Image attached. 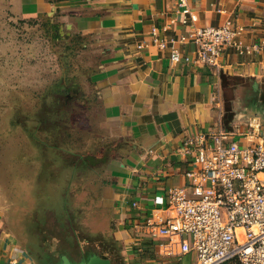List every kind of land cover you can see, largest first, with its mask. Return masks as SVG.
Here are the masks:
<instances>
[{
  "label": "crops",
  "instance_id": "0c3cea01",
  "mask_svg": "<svg viewBox=\"0 0 264 264\" xmlns=\"http://www.w3.org/2000/svg\"><path fill=\"white\" fill-rule=\"evenodd\" d=\"M0 3L17 17L50 16L87 36L98 54L91 84L102 128V157L90 165L82 161L78 165L58 163L54 172L49 169L52 176L43 181L58 183L64 209H68L65 200L70 173L100 167L93 194L86 193L87 200L74 205L85 212L102 209V234L90 237L86 244L92 242L94 254H102L112 264H176L178 256L159 246L166 237L148 236L141 224L146 216L164 214L168 186L184 183L190 159L181 147L187 134L221 127L235 131L233 136L245 141L248 137H242L241 132L247 123L258 121L264 126V0ZM226 20L241 28L238 39L243 45L257 44L258 48L240 52L227 45L217 66L170 59V38L182 53L192 57L195 44L186 38L188 33ZM151 27L157 28V36L168 40L165 47L153 41ZM47 160L44 165L40 161L33 165L32 178L37 182L26 195L34 204L37 183L42 181L39 171L51 164ZM90 196H94L91 204ZM18 198L6 191L0 180V264H36L7 221V209H24L18 206ZM192 259V254L181 256L185 262Z\"/></svg>",
  "mask_w": 264,
  "mask_h": 264
},
{
  "label": "rangeland",
  "instance_id": "374dc122",
  "mask_svg": "<svg viewBox=\"0 0 264 264\" xmlns=\"http://www.w3.org/2000/svg\"><path fill=\"white\" fill-rule=\"evenodd\" d=\"M97 59L87 36L45 14L17 17L0 3V180L24 208L7 209V221L36 264L46 245L62 249L77 236L90 246V237L102 234V209H74L79 200H87L86 193L93 194L100 167L72 174L68 170V209L58 183L43 181L63 159L78 165L82 159L102 157V128L91 84ZM31 134L44 145H36ZM47 159L51 164L39 171L42 181L34 204L26 195L37 182L33 165H44ZM93 200L90 196L88 202Z\"/></svg>",
  "mask_w": 264,
  "mask_h": 264
},
{
  "label": "built area",
  "instance_id": "2783aa9c",
  "mask_svg": "<svg viewBox=\"0 0 264 264\" xmlns=\"http://www.w3.org/2000/svg\"><path fill=\"white\" fill-rule=\"evenodd\" d=\"M150 31L165 47L168 40L157 36V28ZM240 31L230 20L193 29L186 38L195 44L194 56L182 53L170 38L169 57L217 66L227 45L240 52L258 48L243 45ZM246 126L245 141L221 127L183 138L181 150L190 159L185 181L166 188L164 214L146 216L141 224L148 236L166 237L159 246L178 256L176 264H264V126L258 121ZM186 254L192 261L181 260Z\"/></svg>",
  "mask_w": 264,
  "mask_h": 264
},
{
  "label": "trees",
  "instance_id": "16d2710c",
  "mask_svg": "<svg viewBox=\"0 0 264 264\" xmlns=\"http://www.w3.org/2000/svg\"><path fill=\"white\" fill-rule=\"evenodd\" d=\"M34 142H38L36 145H44L40 140L35 138V135L31 134ZM99 158H86L82 159V163L86 164H94L99 162ZM63 162L70 164L71 162H67V160L63 159ZM68 244L65 245V248L55 250L52 246L46 245L45 249L41 250V256L44 255L40 260L37 259L38 264H60L61 257L63 255L67 256V258L72 263H77L81 260H86L90 255L94 254L93 247L91 246H84L79 240V237L76 236L75 240L69 239ZM68 249H71L69 252ZM95 249V248H94ZM96 251V250H95ZM102 254H100L101 256Z\"/></svg>",
  "mask_w": 264,
  "mask_h": 264
},
{
  "label": "water",
  "instance_id": "95a60500",
  "mask_svg": "<svg viewBox=\"0 0 264 264\" xmlns=\"http://www.w3.org/2000/svg\"><path fill=\"white\" fill-rule=\"evenodd\" d=\"M60 264H112L109 258L102 257L98 254L90 255L86 260H81L77 263H72L67 256L63 255L61 257Z\"/></svg>",
  "mask_w": 264,
  "mask_h": 264
},
{
  "label": "flooded vegetation",
  "instance_id": "af4514ba",
  "mask_svg": "<svg viewBox=\"0 0 264 264\" xmlns=\"http://www.w3.org/2000/svg\"><path fill=\"white\" fill-rule=\"evenodd\" d=\"M43 256H44V255L41 256V254H40V256L38 257V260H40Z\"/></svg>",
  "mask_w": 264,
  "mask_h": 264
}]
</instances>
